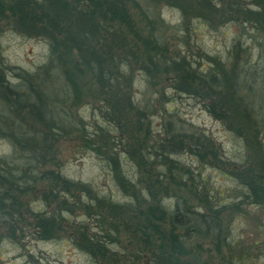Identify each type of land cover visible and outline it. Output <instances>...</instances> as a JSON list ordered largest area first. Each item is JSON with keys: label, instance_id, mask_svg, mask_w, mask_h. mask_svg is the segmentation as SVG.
<instances>
[{"label": "trees", "instance_id": "trees-1", "mask_svg": "<svg viewBox=\"0 0 264 264\" xmlns=\"http://www.w3.org/2000/svg\"><path fill=\"white\" fill-rule=\"evenodd\" d=\"M161 3L180 11V22L170 25L177 28L192 17L213 29L230 21L237 24L226 54L199 49L205 65L176 50L169 54L155 30L164 22L152 5ZM133 7L149 22L147 29L136 23ZM6 28L44 38L48 53L33 71H16L19 67L6 64L0 51V138L8 139L11 149L0 156V245L4 237L15 239L26 230L51 239L68 227L80 249L110 259L107 243L115 241L122 223L128 222L141 233L142 243L136 242L145 246L142 264H183L189 250L186 242L204 229L218 236L227 208L241 210L245 202L264 209V0H0V33ZM10 68L16 81L7 76ZM136 69L143 70L152 85L154 73L169 75L174 91L199 99L242 140L245 153L238 160H221L214 141L203 132L180 130L183 125L170 118L162 121L164 131L154 136L149 105L141 106L134 98ZM85 90L91 91L92 107L99 115L93 122L80 111ZM116 130L120 138L113 133ZM64 137L72 138L79 151L105 159L116 185L136 204L113 201L91 182L70 178L60 169H41L46 162H55L57 144ZM120 152L138 168L152 169L151 180L144 186L133 182L123 169ZM183 152L204 165L221 163L220 171L241 185L239 198L215 204L202 177L201 189L190 190L204 208L195 211L189 196L174 188L186 184L183 177L189 169L174 156ZM43 179L47 188L40 196L46 207L51 202L55 207L33 209L28 203L25 208L21 195ZM170 191L175 193L171 208L158 197ZM141 201L147 202L144 210ZM78 209L98 217L108 211L115 232L101 235L105 241L82 221L72 219L70 224L65 213L68 210L73 217ZM130 211L135 212L128 215ZM240 259L238 264H244Z\"/></svg>", "mask_w": 264, "mask_h": 264}, {"label": "rangeland", "instance_id": "rangeland-1", "mask_svg": "<svg viewBox=\"0 0 264 264\" xmlns=\"http://www.w3.org/2000/svg\"><path fill=\"white\" fill-rule=\"evenodd\" d=\"M141 3L146 6L143 1ZM152 7L155 10L154 13L163 19L164 23L161 26H155V30L159 29L162 36L160 41L168 45V53L171 54L176 50L192 60L200 61L202 65L207 64V61L200 57L198 50L219 53L224 56L238 29L237 24L231 21L213 29L196 17H192L186 26L180 25L177 28L170 26L181 20V13L177 8L166 3L152 5ZM133 12L136 23L147 29L150 26L149 22L138 13L136 7H133ZM248 29L251 31L249 25H247ZM0 51L6 64L19 67L15 69L16 71H19L20 68L33 71L46 60L48 44L42 37H28L16 30L6 28L5 31L0 33ZM12 70L10 68L7 71V76L16 81L17 77ZM136 74L134 98L141 106L146 102L149 105L146 111L152 123L154 136L157 132L162 133L164 131L162 121L170 118L175 121L177 126L183 125L180 130H186L189 133L203 132L205 136L214 141L221 150L219 153L221 160H238L245 153L242 140L236 137L222 120L213 117L199 99L187 93L178 94L174 91L170 85L169 75L154 73L152 85L148 76L145 79L143 70L136 69ZM84 98L80 111L87 121L93 122L94 118H99V115L95 116L97 110L94 111L92 107L91 91L87 93L85 90ZM166 107L170 109L165 111L164 108ZM113 133L117 138L121 137L117 130ZM261 137L264 142V126ZM8 141L6 138H0V156L11 152ZM57 145L59 151L56 149L55 162H46L43 166H40L41 169H60L64 175L70 178L91 182L98 193L104 194L113 201H128L136 204L134 199L116 185L109 165L104 162L105 159L96 157L91 151H79L80 148H76V143L69 137L61 138ZM17 153L19 154V151ZM120 154L123 169L133 182H138L140 186H144L143 182L151 180L152 169H149L147 165L138 168L134 161L128 157L125 158L124 152H120ZM174 156L181 159V163L189 169V172L184 173L183 181L186 182L185 185L177 184V187L173 186L178 188L175 189L176 192L186 197L189 196L195 211H202L204 208L197 205V199L190 196V190L201 189L203 185L202 177H206L208 192L212 195L215 204L219 201L227 204L239 198L238 195L242 190L241 185L236 179L220 171L221 163L220 165L218 163L219 167L204 165L186 152ZM21 166L22 164L18 165V167ZM161 168L164 169V167ZM45 180L37 181L31 192L28 191L21 195L20 198L25 208L28 203L33 209H44L46 207L44 199L40 196L42 195L41 189L46 190L47 188L44 184ZM151 186L155 191L157 185L154 181L151 182ZM143 190L146 191L145 188ZM174 194L170 191L169 194L160 193L158 197H161L164 206H170L171 208L172 204L169 205V203L174 200ZM152 199L147 200L157 201V198ZM139 205L144 210L147 202L141 201ZM54 207L55 203L51 202L46 208ZM20 208L22 209V207ZM242 208L241 210L227 208L222 213L221 230L218 236L213 233L210 235L204 229L202 233L194 235L189 242H186V247L189 250L183 257L185 260L183 264H238L240 258L244 264H264V209L245 202L242 203ZM22 210L23 213H28L25 209ZM77 211L73 213L75 215L73 217L70 211L67 210L65 213L69 217L70 224H72V219L77 222L82 221L86 223L89 232L95 233L102 240H105L104 237H101L105 232H115L109 225L112 216L108 211H102L99 217L94 214L88 215L85 213V215L81 209ZM134 212L130 211L128 215ZM66 228L65 231H60L59 237L51 239L37 238L28 230L15 239L4 237L0 245V264L143 263L145 255L142 256V249L145 246L137 243H142V238L141 233L133 223H122L120 226L121 231L118 232L115 241L107 243L111 251L108 255L110 259H105L102 255L101 257L95 255L96 258L88 251L80 249L72 241V232L69 231L68 227ZM256 240L259 241L256 243Z\"/></svg>", "mask_w": 264, "mask_h": 264}]
</instances>
